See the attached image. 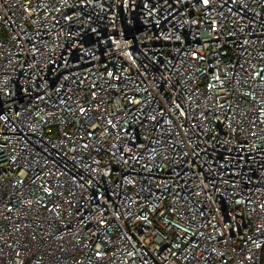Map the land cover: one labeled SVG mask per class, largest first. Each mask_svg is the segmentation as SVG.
I'll return each instance as SVG.
<instances>
[{"label":"built area","instance_id":"2783aa9c","mask_svg":"<svg viewBox=\"0 0 264 264\" xmlns=\"http://www.w3.org/2000/svg\"><path fill=\"white\" fill-rule=\"evenodd\" d=\"M264 0H0V264H260Z\"/></svg>","mask_w":264,"mask_h":264},{"label":"trees","instance_id":"16d2710c","mask_svg":"<svg viewBox=\"0 0 264 264\" xmlns=\"http://www.w3.org/2000/svg\"><path fill=\"white\" fill-rule=\"evenodd\" d=\"M260 264H264V246H263L262 251H261V260H260Z\"/></svg>","mask_w":264,"mask_h":264}]
</instances>
